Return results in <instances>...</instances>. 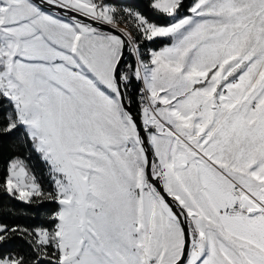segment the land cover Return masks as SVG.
<instances>
[{
	"label": "snow or ice",
	"instance_id": "snow-or-ice-1",
	"mask_svg": "<svg viewBox=\"0 0 264 264\" xmlns=\"http://www.w3.org/2000/svg\"><path fill=\"white\" fill-rule=\"evenodd\" d=\"M0 194V264H264V0H0Z\"/></svg>",
	"mask_w": 264,
	"mask_h": 264
},
{
	"label": "trees",
	"instance_id": "trees-1",
	"mask_svg": "<svg viewBox=\"0 0 264 264\" xmlns=\"http://www.w3.org/2000/svg\"><path fill=\"white\" fill-rule=\"evenodd\" d=\"M125 2L127 3H135V4H146L147 0H125ZM191 0H186V3H190ZM168 43V41L166 39H161L158 40L155 44L149 43V47L150 48H155V47H162L164 44ZM133 108L135 109L136 106L133 105ZM5 155H7V151H5ZM39 167V165H38ZM47 178L45 177V180ZM0 200L3 201L5 208L7 209H12V205L13 204H18V202L15 201H10L8 199V197L3 196L2 194H0ZM19 207H23L22 205H18ZM14 211V210H13ZM0 222H5V223H20L23 225H28L30 223H32V221L30 219H28L26 216H19L18 214H14V215H0ZM22 242L21 241H16V245L19 246Z\"/></svg>",
	"mask_w": 264,
	"mask_h": 264
},
{
	"label": "rangeland",
	"instance_id": "rangeland-1",
	"mask_svg": "<svg viewBox=\"0 0 264 264\" xmlns=\"http://www.w3.org/2000/svg\"><path fill=\"white\" fill-rule=\"evenodd\" d=\"M125 25H121V27H124Z\"/></svg>",
	"mask_w": 264,
	"mask_h": 264
},
{
	"label": "water",
	"instance_id": "water-1",
	"mask_svg": "<svg viewBox=\"0 0 264 264\" xmlns=\"http://www.w3.org/2000/svg\"><path fill=\"white\" fill-rule=\"evenodd\" d=\"M134 109V108H133Z\"/></svg>",
	"mask_w": 264,
	"mask_h": 264
}]
</instances>
